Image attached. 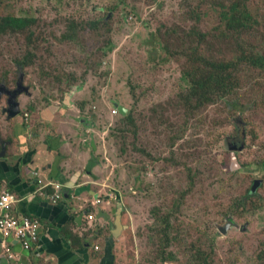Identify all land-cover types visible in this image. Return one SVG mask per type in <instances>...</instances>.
<instances>
[{"label": "rangeland", "instance_id": "374dc122", "mask_svg": "<svg viewBox=\"0 0 264 264\" xmlns=\"http://www.w3.org/2000/svg\"><path fill=\"white\" fill-rule=\"evenodd\" d=\"M237 1L0 0L39 39L20 68L30 32L0 35V83L25 72L21 113L56 107L46 134L92 149L100 200L130 227L117 264H264V0H244L255 25L233 33L221 15ZM215 72L226 87L203 89Z\"/></svg>", "mask_w": 264, "mask_h": 264}, {"label": "crops", "instance_id": "0c3cea01", "mask_svg": "<svg viewBox=\"0 0 264 264\" xmlns=\"http://www.w3.org/2000/svg\"><path fill=\"white\" fill-rule=\"evenodd\" d=\"M36 114L35 122L30 116L24 122L21 118L18 120V116L7 118L13 121L14 135L10 141L0 135V139L6 142L5 154L0 158V192L10 191L20 199L15 214L38 219L41 237L33 253L25 251L19 241H11L5 250L0 247V264H12L8 257L10 252L19 254L23 264H117L118 248L123 245L129 254L132 247L127 235L129 223L123 217L122 231H114L116 215L113 196L100 200L92 209L91 202L95 198L90 193L53 202L38 192L34 171H39L49 181L63 185L76 180L77 185L90 184L99 196L105 189L96 181L98 163L92 149L73 147L64 142L59 133L51 135V130L50 134H46L45 124L61 117L57 108L40 109ZM1 146L2 143L0 149ZM8 148H12V153ZM85 210L94 216V220H88ZM101 239L103 246L99 243Z\"/></svg>", "mask_w": 264, "mask_h": 264}, {"label": "built area", "instance_id": "2783aa9c", "mask_svg": "<svg viewBox=\"0 0 264 264\" xmlns=\"http://www.w3.org/2000/svg\"><path fill=\"white\" fill-rule=\"evenodd\" d=\"M113 113L116 114V111H113ZM34 180L38 192L46 195L53 202L65 199V185L43 178L39 171H34ZM73 195V193L70 194V197ZM19 201L20 199L10 191L0 192V238L2 239L0 247L1 249H7L11 241H19L25 251L33 253L37 249L41 237L40 221L29 215H16L15 207ZM100 202V199L97 198L93 204H99ZM84 212L88 220H94V216L89 211L85 210ZM8 257L12 264H23L21 256L15 252H10Z\"/></svg>", "mask_w": 264, "mask_h": 264}, {"label": "trees", "instance_id": "16d2710c", "mask_svg": "<svg viewBox=\"0 0 264 264\" xmlns=\"http://www.w3.org/2000/svg\"><path fill=\"white\" fill-rule=\"evenodd\" d=\"M221 20L224 23L226 29L233 33H243L245 30H250L255 25V21L252 15L250 14V12L248 11L244 0H238L237 3L233 4L230 8H227V10H225L222 13ZM36 24L37 22L34 16H30V15L14 16L12 14H7L4 16L0 15V35L9 34V33L12 34L23 33L24 31L30 32L27 34L24 32L25 33L24 38L27 39L28 41L33 42L34 48L29 47V44L28 46L26 45L25 52L21 55H18L16 58L18 65L22 68L28 67L33 64V61H35L34 50L39 49V46L35 47L36 42H38L39 40L37 36L34 35L35 34L34 29L36 28ZM109 46L111 47V44H109ZM196 84L197 86H200V81H197ZM205 87H207L208 90L214 92L217 88H225L226 85L224 83L222 76L219 73L215 72L210 79H206L203 82L202 88L204 89ZM233 106L234 105L230 104V107ZM19 118L21 117H18V120ZM126 118L128 122L132 121L131 114L127 115ZM32 119L33 122H35V120L37 119L36 112H34ZM21 120H23L22 122L25 121V119L22 118ZM243 148L241 150H243ZM236 152L238 153L239 151H235V152L231 151L230 152L231 157L233 154V158H234ZM239 164L240 167L235 168L236 171H239L244 167L243 163L239 162ZM235 166L237 165L235 164ZM250 194L252 196L254 195V193L252 192Z\"/></svg>", "mask_w": 264, "mask_h": 264}, {"label": "flooded vegetation", "instance_id": "af4514ba", "mask_svg": "<svg viewBox=\"0 0 264 264\" xmlns=\"http://www.w3.org/2000/svg\"><path fill=\"white\" fill-rule=\"evenodd\" d=\"M20 68H22V67H20ZM25 77H26V73L21 70L20 73L17 76V79L15 80V83L13 85H9L8 83H6L4 78H3V82L0 83V100H2L3 97H5L4 99L6 100L5 106L2 107V113L3 114H6L4 112V108L9 107L10 104L14 105V103H16L17 104V108L19 110V114L16 115V116L21 117L22 119H25L26 115H28V114L23 115V113H21V111H22V104H21L22 101H21V97L20 96L23 95V94H27L29 96H33L32 92H30L31 91L30 90V85L28 83L25 84ZM20 89L22 91H20ZM242 135H243V133H242ZM0 143H2V144L5 143V145H6L5 140L0 139ZM232 143H233V141H231V143L227 142V145H228V148L231 151H234V152L235 151H240L242 149V146H244V144L242 142H240L239 140L235 141L234 147H233Z\"/></svg>", "mask_w": 264, "mask_h": 264}, {"label": "water", "instance_id": "95a60500", "mask_svg": "<svg viewBox=\"0 0 264 264\" xmlns=\"http://www.w3.org/2000/svg\"><path fill=\"white\" fill-rule=\"evenodd\" d=\"M20 91H22L20 89ZM119 110L122 114H125L126 113V109L122 108V107H119ZM4 112L8 113V116L9 117H15L16 115L19 114V110L17 108V104L14 103V105L10 104L9 107H6L4 108ZM244 146H242L243 148ZM5 154V143L2 144V151L0 152V158H3ZM77 180L74 181V183H69L68 185L66 184L65 185V191H64V198L65 199H68L70 197V194H74V196L76 197H80L83 193H90L91 195L94 196L95 199H97L99 197V195L94 192L92 189H91V185L90 184H87V185H77ZM261 184V181L257 180L255 181L252 189H251V192L252 193H255L256 192V189L258 188V186H260ZM122 207L121 205L118 204V208H117V211H116V218H115V230L117 233L121 232L122 231V223H121V218H122ZM116 237V234L113 233Z\"/></svg>", "mask_w": 264, "mask_h": 264}]
</instances>
